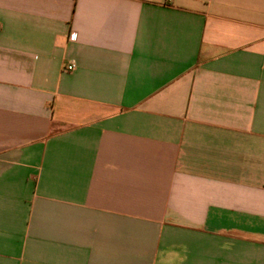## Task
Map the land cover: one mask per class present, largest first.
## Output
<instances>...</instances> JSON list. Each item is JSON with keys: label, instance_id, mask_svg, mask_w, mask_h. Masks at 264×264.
Listing matches in <instances>:
<instances>
[{"label": "crops", "instance_id": "obj_1", "mask_svg": "<svg viewBox=\"0 0 264 264\" xmlns=\"http://www.w3.org/2000/svg\"><path fill=\"white\" fill-rule=\"evenodd\" d=\"M0 264H264V0H0Z\"/></svg>", "mask_w": 264, "mask_h": 264}, {"label": "built area", "instance_id": "obj_2", "mask_svg": "<svg viewBox=\"0 0 264 264\" xmlns=\"http://www.w3.org/2000/svg\"><path fill=\"white\" fill-rule=\"evenodd\" d=\"M171 1V0H169ZM76 34L75 33H72L71 34V39L75 40L76 39ZM76 67V63L75 62H71L70 64L67 65L66 69L67 70H73L74 68Z\"/></svg>", "mask_w": 264, "mask_h": 264}]
</instances>
